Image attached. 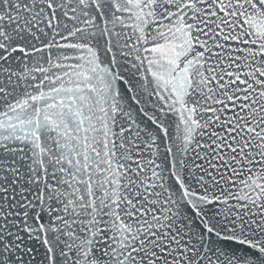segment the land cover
I'll use <instances>...</instances> for the list:
<instances>
[{
	"label": "snow or ice",
	"instance_id": "obj_1",
	"mask_svg": "<svg viewBox=\"0 0 264 264\" xmlns=\"http://www.w3.org/2000/svg\"><path fill=\"white\" fill-rule=\"evenodd\" d=\"M0 264H264V0H0Z\"/></svg>",
	"mask_w": 264,
	"mask_h": 264
}]
</instances>
